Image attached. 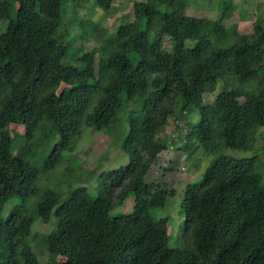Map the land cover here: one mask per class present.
<instances>
[{"label": "trees", "instance_id": "16d2710c", "mask_svg": "<svg viewBox=\"0 0 264 264\" xmlns=\"http://www.w3.org/2000/svg\"><path fill=\"white\" fill-rule=\"evenodd\" d=\"M165 1H132L98 77L96 50L81 47L104 31L77 13L81 0H0V264H264V175L251 154L264 129V15L239 33ZM217 5L230 14L229 0ZM10 124L28 141L17 157ZM88 128L124 133L118 161L96 174L101 190L68 169L65 190L42 184L45 142L49 169ZM168 148L208 158L182 192L173 242L156 211L176 191L147 181ZM129 198L132 210L119 212Z\"/></svg>", "mask_w": 264, "mask_h": 264}, {"label": "rangeland", "instance_id": "374dc122", "mask_svg": "<svg viewBox=\"0 0 264 264\" xmlns=\"http://www.w3.org/2000/svg\"><path fill=\"white\" fill-rule=\"evenodd\" d=\"M132 1L113 0L108 10H102L93 5V0H81L83 6L82 8H78L77 13L83 15L84 19L90 20L97 30L104 31V40L101 44L89 38L81 47V51L96 50L95 72L98 77H103L106 73V65L101 55L108 46L113 29L120 24L127 23L133 18ZM172 1L166 0L162 9L165 10V6L171 4ZM229 1L232 4V10L228 16L222 14L223 10L217 5L218 0H184L185 6H183L180 12L189 16L219 21L224 26L233 27L239 33H250L255 18L259 14L264 15V0ZM73 30L77 32V26ZM218 42L222 43L223 40L219 39ZM134 59L136 60L135 56ZM9 133L15 142L11 150L12 155L17 157L21 153L26 152L28 141L24 142L23 139L24 128L19 124H10ZM166 134L167 137L176 138V142L179 144V136L172 118L169 119ZM123 138L124 133L120 131H117L112 137L109 133L94 131L88 128L80 137L75 148L71 151L63 152V156H61L58 164L49 169L46 167L43 157L49 153L50 146L45 142L46 146L43 150V157L41 156L35 162L40 171L42 184L54 189L65 190L70 184L71 178L75 177L90 192L93 194L98 193L101 187L99 186V181L95 179L97 177L96 174L110 169L118 161L121 156V150H116L115 146L121 144ZM114 147L115 149H112ZM254 148L251 154L257 155L256 168L264 175V129H260L256 135ZM108 150L110 152L107 156ZM195 152L186 157L182 156V153L178 149L168 148L159 153L147 175L148 182L155 183L157 179H160L176 191L175 195L169 197L165 205L156 211L158 217L165 218L172 242L175 238V230L182 223V211L179 205L182 192L190 181L200 178V170L208 160L207 157H202L200 159L203 165L196 163L197 155ZM171 164L175 165L174 170L168 169ZM66 169L70 171V174L73 175L72 177L65 174ZM132 205V199L129 198L126 204L117 210L128 213L132 210ZM31 215L34 217L33 213ZM43 227L39 226L38 230L40 231ZM45 228L48 229V227Z\"/></svg>", "mask_w": 264, "mask_h": 264}]
</instances>
